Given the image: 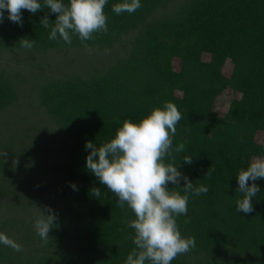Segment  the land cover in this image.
<instances>
[{
	"label": "trees",
	"instance_id": "trees-1",
	"mask_svg": "<svg viewBox=\"0 0 264 264\" xmlns=\"http://www.w3.org/2000/svg\"><path fill=\"white\" fill-rule=\"evenodd\" d=\"M121 2L108 0V32L86 42L91 54L76 36L71 45L48 39L50 29L40 21L47 15L54 22L56 14L47 9L22 10V27L5 11L0 232L23 251L0 244V264H124L135 247L127 227L135 217L86 169L91 150L85 142L102 145L124 120L138 123L165 102L183 115L173 148L187 143L164 163L208 188L199 196L188 193L187 215L177 224L182 236L195 238V247L171 264H264V179L255 181L260 191L251 213L235 205L238 171L264 156V143L255 141L264 132V0H140L135 13L116 15L112 6ZM21 38L35 46L19 47ZM52 52L64 53L63 60ZM227 61L229 76L222 72ZM227 90L235 96L221 115L216 103ZM183 185L168 188L183 195ZM93 187L106 197L92 195ZM45 205L57 215L47 243L34 229Z\"/></svg>",
	"mask_w": 264,
	"mask_h": 264
},
{
	"label": "clouds",
	"instance_id": "clouds-1",
	"mask_svg": "<svg viewBox=\"0 0 264 264\" xmlns=\"http://www.w3.org/2000/svg\"><path fill=\"white\" fill-rule=\"evenodd\" d=\"M107 3L108 0H68L67 3L64 0H0V23L6 11L7 18L22 27V10L36 14L47 9L56 14L54 22L47 15L40 21L43 28L50 29L48 39H62L71 45L76 36L91 54L92 49L86 42L95 40L97 33L108 32V16L104 12ZM141 7L140 0H123L114 4L112 11L116 15L133 14ZM34 46L35 40H19L21 48ZM182 119L177 106L165 102L162 108H154L138 123L124 120L110 141L99 146L92 141L85 142V150H91L86 156V169L116 197L118 207L123 209L127 205L135 217L127 222V227L134 230L130 239L135 247L124 264H171L195 247L194 237L182 236L177 217L187 215L188 193L199 196L207 193L208 188L203 184L194 186L177 165L164 163L166 157H173V152L185 151L186 140L173 148L177 125ZM182 159L185 164L192 163L190 155ZM210 175L211 167L205 177ZM236 176V191L241 194L235 202L236 211L251 213L252 198L260 191L255 181L264 179V156L253 158ZM181 180L184 181L183 195L176 188H168L169 183L179 185ZM71 187L76 189L75 184ZM90 191L95 197H106L99 188L93 187ZM38 209L34 229L41 241L47 243L57 215L47 205ZM0 244L17 253L23 251L21 244L3 232H0Z\"/></svg>",
	"mask_w": 264,
	"mask_h": 264
},
{
	"label": "rangeland",
	"instance_id": "rangeland-1",
	"mask_svg": "<svg viewBox=\"0 0 264 264\" xmlns=\"http://www.w3.org/2000/svg\"><path fill=\"white\" fill-rule=\"evenodd\" d=\"M53 56H56V53L54 54L52 52ZM63 56H64V53L60 54V55H57L55 58L56 59H62L63 60ZM202 59L204 61H208L210 59V55L209 54H206L204 53L202 55ZM61 60V61H62ZM73 65H79V64H73ZM172 66L175 70H179L180 68V64H179V60L178 59H173L172 60ZM78 67H81V66H78ZM232 71V64L227 61L224 65V67L222 68V72L225 76H229L230 73ZM235 95L232 94V92L230 90H227L225 91L222 95L219 96L218 100H217V103H216V110L222 115L225 113L226 111V108H227V105L230 101V99L232 97H234ZM255 141L258 142V143H264V132H257L256 135H255Z\"/></svg>",
	"mask_w": 264,
	"mask_h": 264
}]
</instances>
